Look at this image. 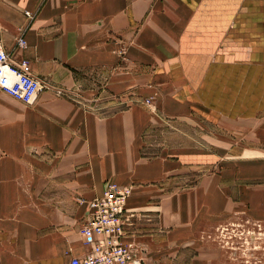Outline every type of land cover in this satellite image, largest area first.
I'll use <instances>...</instances> for the list:
<instances>
[{"label": "crops", "instance_id": "crops-1", "mask_svg": "<svg viewBox=\"0 0 264 264\" xmlns=\"http://www.w3.org/2000/svg\"><path fill=\"white\" fill-rule=\"evenodd\" d=\"M263 6L0 0L10 60H28L45 84L29 105L0 90V264L83 255L79 228L108 182L132 187L123 240L139 260L129 264H237L208 236L264 221L262 146L232 153L212 137L152 151L146 138L167 117L220 126L264 115Z\"/></svg>", "mask_w": 264, "mask_h": 264}, {"label": "built area", "instance_id": "built-area-1", "mask_svg": "<svg viewBox=\"0 0 264 264\" xmlns=\"http://www.w3.org/2000/svg\"><path fill=\"white\" fill-rule=\"evenodd\" d=\"M32 17L30 12H25ZM16 45L25 48V34L16 38ZM45 88L43 81L32 74L29 62L10 60L0 39V90L29 105ZM149 104L150 100L145 99ZM132 192L130 185L108 182L103 193L88 203L86 219L79 228L88 250L81 256H71L66 264H129L138 262L133 244L125 242V204ZM210 238V236H208Z\"/></svg>", "mask_w": 264, "mask_h": 264}, {"label": "rangeland", "instance_id": "rangeland-1", "mask_svg": "<svg viewBox=\"0 0 264 264\" xmlns=\"http://www.w3.org/2000/svg\"><path fill=\"white\" fill-rule=\"evenodd\" d=\"M249 9H251L250 6H247V12ZM261 27L264 31V20ZM148 99L150 103L147 104L144 100V104L150 109H155L153 97L150 96ZM252 120L247 123H235L231 120L221 123L220 126H217L218 124L214 126L202 117L195 119L194 122L167 117V119L164 118V121L159 120L160 125L153 127L146 139L151 142L152 151L163 147V144L168 146L174 143L198 142L201 145L213 137L215 144L224 142L230 144L232 153H237L245 146H262L264 154V115L258 117L256 123L254 118ZM262 179L264 180V166ZM249 222L251 221L231 220L224 222L215 228L214 234H209V236L214 238L224 253L230 256L231 262L264 264V221Z\"/></svg>", "mask_w": 264, "mask_h": 264}]
</instances>
